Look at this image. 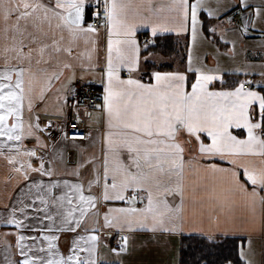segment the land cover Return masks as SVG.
Returning <instances> with one entry per match:
<instances>
[{"label":"snow or ice","instance_id":"1","mask_svg":"<svg viewBox=\"0 0 264 264\" xmlns=\"http://www.w3.org/2000/svg\"><path fill=\"white\" fill-rule=\"evenodd\" d=\"M236 6L254 8L264 19L261 6L248 0ZM226 10L223 0H0V162L9 180L24 182L0 216L10 229L3 233L2 264H122L101 253L113 233L118 243L110 252L117 258L129 250L128 234L138 230L182 235L187 228L205 235L196 219L204 215L196 196L201 177L210 180L204 190L225 214L224 224L234 225L227 215L233 197L243 196L253 208L264 204V63L259 71L247 64L235 69L259 80L226 87L218 56L209 67L208 54H196L202 40L216 35L213 20L233 23ZM253 24L250 18L237 31L246 34ZM141 28L153 37L188 34L184 71L137 75ZM78 70L100 72L101 102L86 107L99 112L94 122L101 128L91 145L99 144L98 152L70 145L80 150L73 162L58 142L42 138L54 125L42 126L37 109L67 72L63 99L56 97L63 113ZM75 115L76 123L92 118L78 102ZM67 137L63 131L59 143L69 146ZM218 185L225 187L218 191ZM220 224L217 219L214 227ZM63 232L73 233L66 255L59 247ZM13 235L14 243L8 240ZM248 245L247 253L239 252L243 264H253L251 239ZM224 264L233 262L225 257Z\"/></svg>","mask_w":264,"mask_h":264},{"label":"crops","instance_id":"2","mask_svg":"<svg viewBox=\"0 0 264 264\" xmlns=\"http://www.w3.org/2000/svg\"><path fill=\"white\" fill-rule=\"evenodd\" d=\"M213 4L215 0H212ZM249 4L253 6H261L264 10V0H248ZM223 3L227 6V16L232 18L237 15L238 22L228 24L226 23V17L221 18V20H213L212 24L217 27V32L214 37L209 36L207 41H201L196 49V54L201 56L204 53L208 54V65L209 67H214L216 61L213 60V56H218L219 67L223 77L225 79L226 75H233L239 80L250 79L259 80L258 75H249L245 77L243 73H238L235 71L237 68H242L246 64L256 67L257 71L260 69V65L264 63V19H257L254 15V8L244 10L237 7L238 0H223ZM90 17V16H89ZM88 17V22H89ZM254 22L252 26L249 27V31L246 34L237 31L244 24L249 22V19ZM224 21V22H222ZM210 26V25H209ZM230 29L224 31V29ZM170 35L175 37L181 43H190V36L188 34L177 35L175 33H158L156 37L151 35L150 28H141L137 32V39L141 44V72L137 75L143 74L145 79H148L149 74L152 71H184L187 60L182 62L179 57L164 58L159 55H149L144 56L143 51L145 50L144 45L151 44L157 37ZM223 39H220V37ZM105 35L103 29L101 28L99 34V62L103 63L104 57V45H105ZM233 42H235V52L233 53ZM151 64L154 66H164V64H172L171 68L159 70V68L151 67L149 70L146 65ZM68 73L61 78L58 83H54L51 92L48 94L49 98L37 109V114L40 115L42 126L46 125L49 120L52 121L53 127L47 129L45 133L42 134V138L51 145L53 141L58 142V147H64L65 155L70 156L73 160L78 156L79 149L70 147L72 143L67 142L65 146L60 144L61 136L64 131L63 123L57 121L58 117H64L67 105L64 108L63 113H59L56 105L61 101L56 99L57 94L60 93L61 100L68 86L67 77ZM126 75V73H125ZM82 77V78H81ZM100 78L99 70L91 71H77V79L72 83L74 85L72 94H68V100L74 95L77 87L80 84H87L89 82H96ZM101 101H99L100 103ZM56 112L53 115L51 113ZM48 113V114H46ZM92 118H86L87 124L90 128L92 134L91 138L88 137L87 141L78 143L84 146L89 152L99 151V144L92 147V141L98 140L99 135L97 129L101 128L100 123H95L97 117H99V112L94 109L91 111ZM50 134V137H49ZM29 144L34 143L33 141H28ZM71 166V165H70ZM223 166L227 167V164ZM35 175V174H33ZM71 179V177H69ZM47 180V178H45ZM243 179V177H241ZM24 182L17 181L13 178L8 179V171L0 162V216L4 215V208L6 204L13 202L10 198H14L18 193V185ZM197 192L196 196L199 200H203V212L202 217L198 216L197 222L199 226L203 229L205 235H201L199 231L190 232L185 229L182 235H169L167 233H152L150 231H136L129 235L128 252L122 254L117 258L114 254L110 252L112 247H116L118 243V237L115 233L111 238H105L107 244L101 247V253L106 255L108 259L122 261V264H179L180 252L179 243L181 237L183 236H204L210 234L212 238H236L243 242V250L247 253L249 251L248 239L252 242V251L254 255L249 258L253 261V264H264V204L257 202L255 207L250 206L244 199L243 196L237 195L232 198L233 206L228 212L229 221H234L232 223L224 224L225 214L221 213L216 204L209 202V192L205 191V187H211L210 180L208 178L201 177L197 181ZM225 187V185H218V191L220 188ZM264 195V193H262ZM191 214L189 210V215ZM217 219L221 222L220 227H214ZM27 223H32L31 221ZM10 231L6 226L0 225V264H2L3 259V233ZM25 235H38L36 232L25 230ZM73 233L63 232L60 233L59 247L63 254L68 253V249L71 244V238ZM8 240L14 243L15 236H8ZM241 250V249H240Z\"/></svg>","mask_w":264,"mask_h":264},{"label":"trees","instance_id":"3","mask_svg":"<svg viewBox=\"0 0 264 264\" xmlns=\"http://www.w3.org/2000/svg\"><path fill=\"white\" fill-rule=\"evenodd\" d=\"M144 56L159 55L164 58L179 57L182 62L187 60L188 43H181L170 35L157 37L143 51ZM159 68V70L171 68L172 64L164 66H154L150 63L146 67ZM225 86L231 85L235 80H239L233 75L225 76ZM243 247V242L236 238H212L204 236H183L179 243L180 259L179 264H224L225 257H228L233 264H243L239 257V252Z\"/></svg>","mask_w":264,"mask_h":264},{"label":"built area","instance_id":"4","mask_svg":"<svg viewBox=\"0 0 264 264\" xmlns=\"http://www.w3.org/2000/svg\"><path fill=\"white\" fill-rule=\"evenodd\" d=\"M238 21L237 17H233V22L236 23ZM89 23H93L94 27H100V25L94 23V19L90 16ZM250 80H252L250 78ZM102 92V88L99 83L89 82L87 84H80L74 95L70 98L67 104V109L64 117H58L57 121L62 122L64 131L68 132L67 142L69 143H81L85 142L88 139L87 133L90 132V128L87 125L86 118L84 117L79 123H76V115L75 108L77 106V102L79 104V109L83 113L85 111L91 112L95 108L94 107H86L89 105H95L99 103V99L97 97ZM75 125V127H73ZM79 129L81 134L73 136L72 133Z\"/></svg>","mask_w":264,"mask_h":264},{"label":"flooded vegetation","instance_id":"5","mask_svg":"<svg viewBox=\"0 0 264 264\" xmlns=\"http://www.w3.org/2000/svg\"><path fill=\"white\" fill-rule=\"evenodd\" d=\"M251 79L253 80V78L251 77ZM254 81V80H253Z\"/></svg>","mask_w":264,"mask_h":264}]
</instances>
